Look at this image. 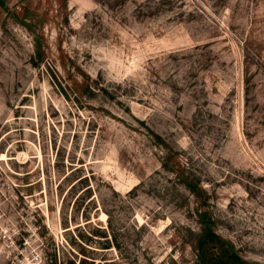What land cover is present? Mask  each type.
Segmentation results:
<instances>
[{
  "label": "rangeland",
  "instance_id": "374dc122",
  "mask_svg": "<svg viewBox=\"0 0 264 264\" xmlns=\"http://www.w3.org/2000/svg\"><path fill=\"white\" fill-rule=\"evenodd\" d=\"M203 220L264 264V0H0V264H194Z\"/></svg>",
  "mask_w": 264,
  "mask_h": 264
},
{
  "label": "trees",
  "instance_id": "16d2710c",
  "mask_svg": "<svg viewBox=\"0 0 264 264\" xmlns=\"http://www.w3.org/2000/svg\"><path fill=\"white\" fill-rule=\"evenodd\" d=\"M202 223L201 233L196 244L198 258L194 264H248L239 255V252L233 244L215 232L212 222L203 220ZM72 255L74 260H76L77 255L73 253ZM78 264L102 263H97L94 258H91L90 261L82 260L81 258Z\"/></svg>",
  "mask_w": 264,
  "mask_h": 264
}]
</instances>
